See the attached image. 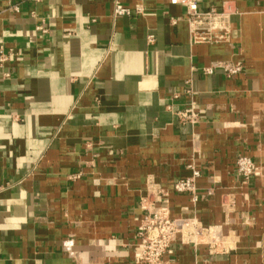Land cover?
I'll use <instances>...</instances> for the list:
<instances>
[{
	"label": "crops",
	"instance_id": "obj_1",
	"mask_svg": "<svg viewBox=\"0 0 264 264\" xmlns=\"http://www.w3.org/2000/svg\"><path fill=\"white\" fill-rule=\"evenodd\" d=\"M10 1L0 0V47L12 53L0 64V264H141L135 232L151 187L172 218L224 236L216 252L176 241L164 264H264V0H201L234 13L227 42L197 44L169 0H119L144 7L123 16L114 0H12L18 12ZM216 62L242 70L201 71ZM190 101L199 122L180 124ZM237 155L255 164L247 181ZM190 163L196 203L172 189Z\"/></svg>",
	"mask_w": 264,
	"mask_h": 264
},
{
	"label": "built area",
	"instance_id": "obj_2",
	"mask_svg": "<svg viewBox=\"0 0 264 264\" xmlns=\"http://www.w3.org/2000/svg\"><path fill=\"white\" fill-rule=\"evenodd\" d=\"M26 1L31 4H38L44 0ZM200 1L169 0L171 4H178L184 8L191 43L227 42L230 32L229 17L234 13V8L229 3L224 2L219 8L210 5L206 9L200 10L198 7ZM8 9L18 12L19 5L11 0ZM142 13H144V7L141 4H136L130 8L122 5L119 0H114V16L140 15ZM31 14L34 15V11ZM37 28L44 33L47 31L42 25ZM153 40V35L147 36V42L152 43ZM11 55V51H4L0 47V64L7 61ZM215 68L222 69L227 77L235 76L242 70L240 64L216 62L202 67L201 71L210 74ZM185 93L191 96V88L188 87ZM175 114L180 124L195 125L199 122V113L193 101H190L186 107L178 109ZM187 168L189 169V175L176 179L172 189L176 193L189 194L191 201L196 203L199 199L196 193V181L201 176V172L194 163L188 164ZM255 169V164L250 157L237 155L234 172L243 181L255 176ZM212 190V188H209L206 194L210 195ZM167 203L165 192L158 187L147 189L146 197L141 199L139 207L141 216L136 227L137 243L133 253L137 263L164 264V256L176 241L194 246L205 245L209 251L213 252L215 251L213 249L218 251L222 249L219 231L215 227L204 225L196 217L172 218ZM217 237H219V240Z\"/></svg>",
	"mask_w": 264,
	"mask_h": 264
},
{
	"label": "rangeland",
	"instance_id": "obj_3",
	"mask_svg": "<svg viewBox=\"0 0 264 264\" xmlns=\"http://www.w3.org/2000/svg\"><path fill=\"white\" fill-rule=\"evenodd\" d=\"M220 234L222 235V233H219V235H220ZM217 236H218V235H217ZM222 236H223V235H222ZM223 237H224V236H223ZM217 239L219 240V237H217ZM220 239H223V238L220 237ZM218 242H220V241H218ZM188 244H189V243H188ZM218 244H219V243H218ZM191 245H192V244H191ZM222 245H223V244H222ZM193 246H194V245H193ZM219 248H220V247H219ZM213 250H215V252L218 251L217 249H213Z\"/></svg>",
	"mask_w": 264,
	"mask_h": 264
}]
</instances>
